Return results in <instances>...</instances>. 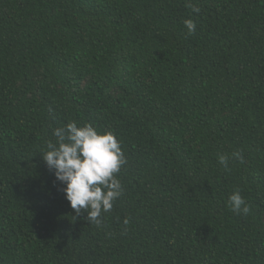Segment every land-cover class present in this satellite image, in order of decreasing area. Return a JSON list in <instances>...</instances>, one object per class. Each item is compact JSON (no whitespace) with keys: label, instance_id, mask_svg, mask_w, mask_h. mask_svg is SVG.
Instances as JSON below:
<instances>
[{"label":"trees","instance_id":"1","mask_svg":"<svg viewBox=\"0 0 264 264\" xmlns=\"http://www.w3.org/2000/svg\"><path fill=\"white\" fill-rule=\"evenodd\" d=\"M72 121L127 158L100 226L43 159ZM0 264H264V0H0Z\"/></svg>","mask_w":264,"mask_h":264},{"label":"clouds","instance_id":"2","mask_svg":"<svg viewBox=\"0 0 264 264\" xmlns=\"http://www.w3.org/2000/svg\"><path fill=\"white\" fill-rule=\"evenodd\" d=\"M188 7L193 12L200 11L190 3ZM184 25L189 35L195 33L193 20L185 19ZM53 136L55 141L49 140L48 150L42 153L44 161L66 185L63 191L75 213L87 212L88 222L100 226L102 213L111 211L113 202L123 193L122 183L116 176L127 163L121 142L112 131L100 132L90 123L78 126L75 121L55 128ZM233 155L243 162L239 151ZM218 159L227 168L229 158L220 155ZM228 205L237 214L250 212L239 191L230 195Z\"/></svg>","mask_w":264,"mask_h":264}]
</instances>
